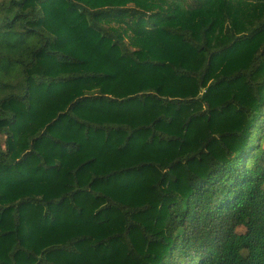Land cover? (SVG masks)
Segmentation results:
<instances>
[{
    "label": "trees",
    "instance_id": "obj_1",
    "mask_svg": "<svg viewBox=\"0 0 264 264\" xmlns=\"http://www.w3.org/2000/svg\"><path fill=\"white\" fill-rule=\"evenodd\" d=\"M0 264H264V0L0 1Z\"/></svg>",
    "mask_w": 264,
    "mask_h": 264
},
{
    "label": "rangeland",
    "instance_id": "obj_2",
    "mask_svg": "<svg viewBox=\"0 0 264 264\" xmlns=\"http://www.w3.org/2000/svg\"><path fill=\"white\" fill-rule=\"evenodd\" d=\"M0 1H2V0H0ZM3 141H4V137L1 136V137H0V142L2 143Z\"/></svg>",
    "mask_w": 264,
    "mask_h": 264
}]
</instances>
